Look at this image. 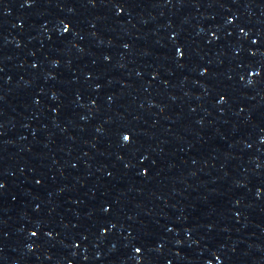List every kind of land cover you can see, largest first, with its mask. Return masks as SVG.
I'll return each mask as SVG.
<instances>
[{"label":"water","instance_id":"95a60500","mask_svg":"<svg viewBox=\"0 0 264 264\" xmlns=\"http://www.w3.org/2000/svg\"><path fill=\"white\" fill-rule=\"evenodd\" d=\"M0 50L264 235V0H0Z\"/></svg>","mask_w":264,"mask_h":264},{"label":"snow or ice","instance_id":"6c2138e0","mask_svg":"<svg viewBox=\"0 0 264 264\" xmlns=\"http://www.w3.org/2000/svg\"><path fill=\"white\" fill-rule=\"evenodd\" d=\"M125 139H128V137H125Z\"/></svg>","mask_w":264,"mask_h":264},{"label":"clouds","instance_id":"9594fccd","mask_svg":"<svg viewBox=\"0 0 264 264\" xmlns=\"http://www.w3.org/2000/svg\"><path fill=\"white\" fill-rule=\"evenodd\" d=\"M125 137H128V136H125ZM129 138V137H128Z\"/></svg>","mask_w":264,"mask_h":264}]
</instances>
